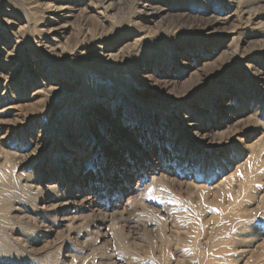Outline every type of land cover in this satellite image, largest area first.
Wrapping results in <instances>:
<instances>
[{
    "label": "rangeland",
    "instance_id": "obj_1",
    "mask_svg": "<svg viewBox=\"0 0 264 264\" xmlns=\"http://www.w3.org/2000/svg\"><path fill=\"white\" fill-rule=\"evenodd\" d=\"M108 6L0 0V264H264V0Z\"/></svg>",
    "mask_w": 264,
    "mask_h": 264
},
{
    "label": "bare ground",
    "instance_id": "obj_2",
    "mask_svg": "<svg viewBox=\"0 0 264 264\" xmlns=\"http://www.w3.org/2000/svg\"><path fill=\"white\" fill-rule=\"evenodd\" d=\"M104 2H105L106 4H109V6H108L107 8H109V7H111V6L113 5V0H104ZM60 16L63 17V18H68V16H70V15H67V14L65 13V14H63V15H59V17H60ZM103 50H104V49H103ZM81 54H82V53H81ZM98 56H103V57H105V54L100 53V54H98ZM95 58H96V57H95ZM101 58H102V57H100V59H101ZM100 59H99V60H100ZM224 185H225V184H224ZM224 185H223V186H224ZM256 189H257V188H254L253 190H256ZM234 205H235V204L233 203V207H232L231 213H230L229 215H232L233 213H235V211H234ZM213 206H214V205H213ZM215 206L218 207V202L215 203ZM235 206H236V205H235ZM224 226H225V227H224ZM224 226H223L224 228H227L225 224H224ZM224 228H223V229H224ZM219 245H222V244L219 243Z\"/></svg>",
    "mask_w": 264,
    "mask_h": 264
}]
</instances>
